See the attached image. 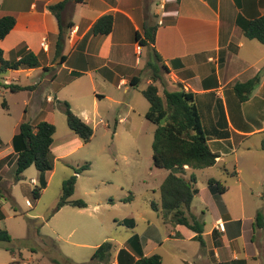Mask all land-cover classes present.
I'll return each instance as SVG.
<instances>
[{
    "label": "crops",
    "instance_id": "1",
    "mask_svg": "<svg viewBox=\"0 0 264 264\" xmlns=\"http://www.w3.org/2000/svg\"><path fill=\"white\" fill-rule=\"evenodd\" d=\"M64 1L0 0V19L5 16L16 19L13 30L0 40V50L9 59H19L21 55L13 53L23 45L36 54L40 62L39 68L9 70L6 81L20 82L24 75L40 87L49 84L66 102L89 100L93 110H98L105 100L119 103L118 98L134 88L132 82L136 78L142 83L143 73L147 86L154 83L147 70L158 53L163 62L159 65L166 66L167 70L162 73L164 84H155L159 90L161 86L168 91L183 87L194 94L209 147L218 154L214 167L222 165L225 172L236 177L244 171L257 177L264 169V44L246 38L239 22L263 16L264 0H84L83 3L70 0L61 11V17L63 22H71L73 26L67 32L65 61L57 66L59 23L50 7ZM106 14L113 16L112 32L94 35V24ZM152 27L156 28L154 42L141 46L139 51L136 34L145 38V30ZM45 67H56V70L45 71ZM257 75H260L259 84L250 98L241 102L235 85ZM36 91L35 87L30 96L35 109L53 103L51 95L44 97ZM42 108L41 114L51 113ZM81 115L85 116L86 112ZM84 119L89 123L87 117ZM252 139L254 143L250 144ZM239 153L244 155L242 167ZM230 156L234 157L232 162L236 168L232 172L227 165ZM16 158L13 148L0 150V187L8 168H11L9 172L16 170ZM187 169L191 168L186 166L184 170ZM40 180L44 183L43 176ZM33 184L36 185V180ZM239 187L242 188L241 184ZM230 190L226 188L221 195H214L208 186L207 209H211L214 221L209 229L204 227L203 242L196 238L194 231L176 224L179 229L174 234L175 241L188 240L200 247L196 249L187 244L193 261L186 263L179 258L174 260L175 264H264L260 258L264 255V228L256 225L259 212L246 216L249 208L244 206L241 197L234 205L227 201ZM263 191L259 192L262 200ZM4 219L0 201V224ZM219 224H223L224 231L218 229ZM128 241L123 247L114 245L109 264H119L118 253L123 248L138 258L137 246L131 247ZM140 245L144 256H152V251H147L141 241ZM12 256L14 264H28L21 263L13 253Z\"/></svg>",
    "mask_w": 264,
    "mask_h": 264
},
{
    "label": "rangeland",
    "instance_id": "2",
    "mask_svg": "<svg viewBox=\"0 0 264 264\" xmlns=\"http://www.w3.org/2000/svg\"><path fill=\"white\" fill-rule=\"evenodd\" d=\"M152 17L156 19L155 14ZM153 59L152 62H156L155 56ZM147 72L153 77L151 68ZM9 74L0 73V150L13 148L12 140L17 133V125L22 121L36 124L45 119L55 126L56 133L53 137L52 171L40 173L32 166L17 182L16 170L9 172L11 168H8L3 179L0 201L5 219L0 226L8 231L11 241L0 242V264L9 261L14 264L12 253L21 263L28 264H100L91 260L101 244L110 241L116 247H123L134 236L139 237L152 255L162 256L164 264H175L174 260L179 258L191 263L192 253L187 244L196 249L200 245L188 240L175 241L174 234L179 226L172 221V217L164 222L153 208L160 205V188L170 173L189 180L191 177L196 179L194 186L199 195L193 199L186 216L190 217V222L193 217L203 223L205 229H209L214 221L211 209H207L211 178L217 179L225 188H231L227 193L229 203L237 204L241 197L244 206L249 208L245 211L246 216L256 211L264 214V200L259 197V192L264 190V169L257 177L248 171L236 177L225 172L222 165L172 171L154 165L152 145L158 125L146 118L150 103L143 95L148 87L145 73L141 74L143 81L139 86L128 95L117 96L119 103L108 99L99 104L98 110H93L89 100L81 99L77 103L67 101L78 117L84 121V117L89 119L93 136L88 143H84L69 128L63 105L66 99L52 91L49 84L44 83L40 87L24 75L20 82L6 81ZM13 84L36 87L38 94L44 97L51 95L53 103H45L44 108L35 109L30 97L33 89L13 92L10 89ZM165 88L161 86L159 90L162 97ZM56 95L58 98H55ZM76 105L79 108H74ZM41 108L51 113L41 114ZM83 112H86L85 116L81 115ZM249 143L253 144L254 139ZM239 159L242 167L244 155L239 153ZM227 160L228 169L232 172L234 157L230 156ZM87 165L89 168L77 176L74 193L69 198L70 201H84L87 208L66 205L57 210L64 182L75 175V169ZM40 176L44 177L46 187L36 199L33 190L44 185ZM258 182H261L260 186ZM213 194L221 195L219 191ZM126 219H132L134 225L126 224ZM260 258L264 261V255Z\"/></svg>",
    "mask_w": 264,
    "mask_h": 264
},
{
    "label": "trees",
    "instance_id": "3",
    "mask_svg": "<svg viewBox=\"0 0 264 264\" xmlns=\"http://www.w3.org/2000/svg\"><path fill=\"white\" fill-rule=\"evenodd\" d=\"M70 0H65L57 5L51 6V12L56 16L59 23V34L56 42L55 58L59 60L58 65L65 61L63 55L67 32L72 28L71 22L65 23L61 17V11ZM84 0H75L76 3H83ZM113 16L106 14L100 17L92 28L94 35H109L113 30ZM16 25V19L13 16H5L0 19V40L5 39ZM243 34L246 38L257 40L264 44V15L253 20H241L239 22ZM156 28L152 27L145 30V38L140 34H136V41L140 46H147L154 42ZM20 54L19 59L7 58L4 51L0 50V73L5 74L9 70L35 69L40 67L39 58L32 51L27 50L25 46L14 52ZM157 61L150 64L153 71L154 83L148 85L143 91V95L150 103V110L146 114L147 120L158 125L153 141V163L156 167L169 171L178 169L184 170L187 166L191 169H203L212 167L216 164L218 154L214 153L208 144V138L203 129L202 119L198 107L195 103L194 94L187 92L183 87L176 91L164 90V97L160 96L159 88L155 83L163 82L162 73L167 68L162 63L161 56L156 53ZM45 71H55L56 67H45ZM141 79L136 78L132 82L137 87ZM260 82V75L255 76L244 83H237L234 87L235 93L241 102H245L250 98L252 92L256 89ZM34 87H22L20 85H10L13 92L21 90H30ZM64 111L69 128L84 143H88L93 136L92 127L78 117L71 109L68 102H63ZM5 106V102L3 103ZM13 137L12 145L16 153V171L15 180H22L23 173L34 166L40 173H46L53 170L54 157L51 146L53 144L56 128L52 123L41 121L36 125H32L28 121L21 122ZM264 149V142H263ZM89 166L75 169V175L64 182L63 195L58 204L57 210L66 205L84 209L87 204L82 201H70L73 195L77 176L87 170ZM196 179L191 177L190 180L185 177L170 173L161 185V202L160 206L153 208L160 213L164 222L169 217L178 225H184L194 231L196 238L203 242L202 233L204 224L192 218L190 222L186 216L190 210L194 197L199 190L194 186ZM43 187V188H42ZM42 187H36L33 190L34 197L39 199L41 191L46 187V183ZM209 189L212 193L219 191L221 194L226 188L219 181L211 178L209 180ZM264 200V194L262 196ZM126 224L134 225L132 219H126ZM256 225L264 228V214L258 213L256 216ZM11 241L10 234L7 230L0 227V242ZM128 244L131 247L137 246L136 255L131 254L127 249H120L118 253L119 264H163L160 255L144 256L140 240L138 236L129 239ZM114 245L110 241L101 244L94 253L92 260L100 263L109 264L112 257Z\"/></svg>",
    "mask_w": 264,
    "mask_h": 264
},
{
    "label": "built area",
    "instance_id": "4",
    "mask_svg": "<svg viewBox=\"0 0 264 264\" xmlns=\"http://www.w3.org/2000/svg\"><path fill=\"white\" fill-rule=\"evenodd\" d=\"M43 48H46V45H45V43H43ZM141 49H142V48H141V46L139 45V46H138V50H139V51H141ZM28 205H30V203H29V202H28ZM218 229H219V230H222V231H224V230H225V229H224V226H223V224H219V227H218Z\"/></svg>",
    "mask_w": 264,
    "mask_h": 264
}]
</instances>
